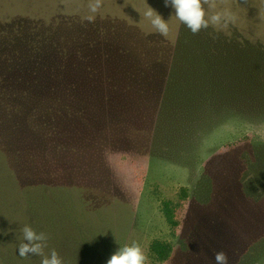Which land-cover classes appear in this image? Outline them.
I'll list each match as a JSON object with an SVG mask.
<instances>
[{"label": "rangeland", "instance_id": "obj_1", "mask_svg": "<svg viewBox=\"0 0 264 264\" xmlns=\"http://www.w3.org/2000/svg\"><path fill=\"white\" fill-rule=\"evenodd\" d=\"M93 2L0 0V24L15 12L46 23L60 16L103 15L102 7L91 11ZM135 2L144 5L139 16L147 32H157L144 16L151 6L169 25L162 36L193 52L179 57L177 68L185 86L194 87L186 94L197 100L183 99L179 105L196 117L166 120V137L139 138L146 141L142 147L108 152L114 174L111 201L96 209L75 186L22 187L0 150V264H41L40 256L18 254L25 225L47 234L45 254L55 249L63 264H107L114 252L133 242L146 254V264H188L196 254L191 264H215L219 250L227 253L229 264H264V0L205 4L206 18L227 13L234 19H222L198 34L164 0ZM114 4L101 0L105 11L122 15ZM173 102H165L164 111L177 105ZM157 195L176 204L175 228L165 223ZM152 238L171 244L168 260L150 257Z\"/></svg>", "mask_w": 264, "mask_h": 264}, {"label": "trees", "instance_id": "obj_2", "mask_svg": "<svg viewBox=\"0 0 264 264\" xmlns=\"http://www.w3.org/2000/svg\"><path fill=\"white\" fill-rule=\"evenodd\" d=\"M114 2L122 15L100 6L104 14L92 19L69 15L46 23L15 12L0 24V150L22 187L75 186L94 209L111 201L108 152L142 147L139 138L166 137V120L196 117L179 105L197 101L186 94L194 87L185 86L178 69V58L193 52L147 32L139 16L144 5ZM168 101L177 105L164 111ZM157 200L175 228L176 204ZM148 252L164 262L172 246L152 238Z\"/></svg>", "mask_w": 264, "mask_h": 264}, {"label": "clouds", "instance_id": "obj_3", "mask_svg": "<svg viewBox=\"0 0 264 264\" xmlns=\"http://www.w3.org/2000/svg\"><path fill=\"white\" fill-rule=\"evenodd\" d=\"M165 6L171 5L175 9L176 18L184 24L193 34H198L202 29H207L210 24L215 26L234 19L229 14L216 13L206 18L204 5L209 8L215 7L214 0H164ZM101 6V0H94L89 5L91 11L95 12ZM144 16L149 20L153 28L161 35H167L169 25L167 21L151 6L145 11ZM92 19V17H89ZM23 241L18 246V254L21 257L40 256L41 264H63L62 258L55 249L50 254H45L48 246V236L44 232H36L31 226L25 225L22 228ZM147 257L141 246L133 242L129 245L120 247L107 260V264H146ZM215 264H229V257L223 250L214 253Z\"/></svg>", "mask_w": 264, "mask_h": 264}]
</instances>
